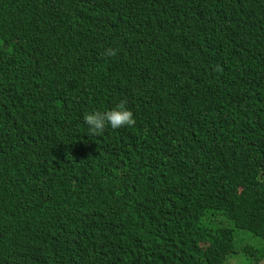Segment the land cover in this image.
Returning <instances> with one entry per match:
<instances>
[{
    "label": "trees",
    "instance_id": "trees-1",
    "mask_svg": "<svg viewBox=\"0 0 264 264\" xmlns=\"http://www.w3.org/2000/svg\"><path fill=\"white\" fill-rule=\"evenodd\" d=\"M234 19L257 62L246 99L226 104ZM121 101L133 126L87 132L85 113ZM201 158L233 172L192 175ZM237 232L264 243V0H0V264L263 259Z\"/></svg>",
    "mask_w": 264,
    "mask_h": 264
},
{
    "label": "clouds",
    "instance_id": "clouds-1",
    "mask_svg": "<svg viewBox=\"0 0 264 264\" xmlns=\"http://www.w3.org/2000/svg\"><path fill=\"white\" fill-rule=\"evenodd\" d=\"M134 1L137 2L138 0ZM225 25L229 29L233 38V50L241 56L239 59L228 58L227 60L228 78L231 79L235 85V90L227 98L226 104H228L229 101L245 100L248 96L247 93L252 87V67L257 62V59L253 48V38L250 30L245 25L238 24L237 19L231 20ZM119 29L121 30L122 35L124 23L119 27ZM106 54L108 56H112L115 55V52L108 49L106 50ZM122 73L128 86L139 92L136 89L135 81L132 80L126 67L123 68ZM152 76L153 82V80L158 76V69H152ZM117 88L120 89L121 85H117ZM186 100L189 105L200 108L207 100V91L200 84L194 85L186 92ZM21 107L25 113L26 105ZM83 121L87 128V132L91 135L101 134L105 130L106 126L117 129L123 126L130 127L135 124L132 111L126 107L123 101L117 103L114 107L106 111L92 110L87 112L83 116ZM166 131L170 138H180L185 134V130L181 126L178 119H168L166 121ZM192 149V139L188 137L176 157H181ZM226 165V163H222L220 161L201 158L192 175L196 171H224L231 175L233 171L227 169ZM192 175L182 178L190 181ZM17 201L18 198L15 197L12 200L10 199L9 202H12L14 206H18ZM10 225L20 234V226L15 217ZM21 244L27 246L26 242H21Z\"/></svg>",
    "mask_w": 264,
    "mask_h": 264
},
{
    "label": "rangeland",
    "instance_id": "rangeland-1",
    "mask_svg": "<svg viewBox=\"0 0 264 264\" xmlns=\"http://www.w3.org/2000/svg\"><path fill=\"white\" fill-rule=\"evenodd\" d=\"M229 226L232 227L233 229H235V227L232 224H230ZM248 234L249 233H245V232H237V235L245 236L246 242H248L249 244H251L253 246H256L258 248L263 247L264 243H263V240L262 239H260L258 237H254V236L248 235ZM246 258H248V257L245 256L242 253H240V254H233L228 259V260H230L228 264H249V261Z\"/></svg>",
    "mask_w": 264,
    "mask_h": 264
},
{
    "label": "water",
    "instance_id": "water-1",
    "mask_svg": "<svg viewBox=\"0 0 264 264\" xmlns=\"http://www.w3.org/2000/svg\"><path fill=\"white\" fill-rule=\"evenodd\" d=\"M256 264H264V258L263 259H261L258 263H256Z\"/></svg>",
    "mask_w": 264,
    "mask_h": 264
}]
</instances>
